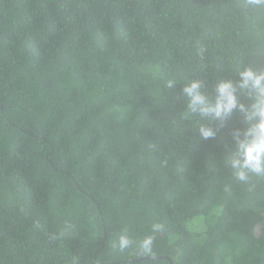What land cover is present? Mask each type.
Listing matches in <instances>:
<instances>
[{
    "label": "trees",
    "instance_id": "16d2710c",
    "mask_svg": "<svg viewBox=\"0 0 264 264\" xmlns=\"http://www.w3.org/2000/svg\"><path fill=\"white\" fill-rule=\"evenodd\" d=\"M246 3L0 0V264H264V177L231 167L248 125L202 139L182 91L264 72Z\"/></svg>",
    "mask_w": 264,
    "mask_h": 264
},
{
    "label": "clouds",
    "instance_id": "9594fccd",
    "mask_svg": "<svg viewBox=\"0 0 264 264\" xmlns=\"http://www.w3.org/2000/svg\"><path fill=\"white\" fill-rule=\"evenodd\" d=\"M247 9L264 10V0H247L242 5ZM201 54L203 49L200 50ZM239 80H221L216 84L215 97L210 99L204 91L201 80H191L185 84L182 91L187 97V117L199 114L202 118L211 117V121L199 126V135L202 139L214 138L217 129L210 127L212 121L223 122L239 112L243 121L248 125L246 129H236L233 132L236 151L231 161L236 180L247 183L250 175L264 177V72H257L252 67L241 66L238 69ZM174 84L170 81L169 87ZM238 92L248 98L250 103H242ZM160 223L152 225L153 233L163 231ZM65 235V231L60 233ZM154 236H148L141 242L146 252H152ZM131 241L127 236H120L113 248L126 250Z\"/></svg>",
    "mask_w": 264,
    "mask_h": 264
},
{
    "label": "rangeland",
    "instance_id": "374dc122",
    "mask_svg": "<svg viewBox=\"0 0 264 264\" xmlns=\"http://www.w3.org/2000/svg\"><path fill=\"white\" fill-rule=\"evenodd\" d=\"M187 227L192 231H203L206 229L205 223L201 218H194L188 223Z\"/></svg>",
    "mask_w": 264,
    "mask_h": 264
}]
</instances>
